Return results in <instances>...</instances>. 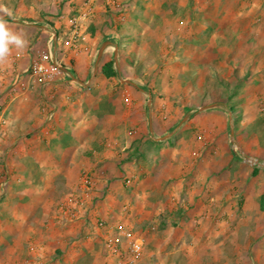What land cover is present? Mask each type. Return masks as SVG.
Masks as SVG:
<instances>
[{
	"label": "rangeland",
	"instance_id": "1",
	"mask_svg": "<svg viewBox=\"0 0 264 264\" xmlns=\"http://www.w3.org/2000/svg\"><path fill=\"white\" fill-rule=\"evenodd\" d=\"M83 2L79 11L66 13L61 1L56 11L26 18L27 23L48 21L49 28L62 21L56 44L41 47L39 54L27 47L32 59L26 73L32 81V65L45 52L52 50L64 67L89 50V33L97 35L89 25L96 19L97 1ZM183 2L164 1L165 8L152 19L139 17L141 11L132 14L121 2L117 13L108 5L98 12L101 31L118 26L123 46L118 53L126 55L116 64L114 47L107 48L91 80L102 90L91 93L101 102L100 122L89 123L90 130L112 151L107 158L102 155L105 172L93 167L100 156L94 160L77 153L68 156L74 170L60 169L55 177L43 172V188L6 193L18 182V171L8 168L16 154L8 149L12 141H6L7 124L0 121V264H264V211L259 208L264 167L246 160L264 163V40L255 36L264 32V23L248 26L259 15L251 6L264 0H185L186 10L176 6ZM88 3L92 13L74 35L70 21ZM122 14L124 20L118 19ZM199 26L201 44L193 35ZM100 46L89 52L98 54ZM109 58L118 73L113 78L101 69ZM210 104L216 105L201 110ZM116 108L121 111L117 122L108 115ZM171 132L164 140L153 138ZM122 230L140 238L139 255L132 253ZM194 243L195 249H184Z\"/></svg>",
	"mask_w": 264,
	"mask_h": 264
},
{
	"label": "crops",
	"instance_id": "2",
	"mask_svg": "<svg viewBox=\"0 0 264 264\" xmlns=\"http://www.w3.org/2000/svg\"><path fill=\"white\" fill-rule=\"evenodd\" d=\"M16 1L20 4H16L14 7L12 6V8L11 6L0 4V10L4 13L0 15V19L6 22L11 31L23 35L27 41V45L23 49L12 47L7 59L0 62V121L4 120L7 124L4 133L6 141H12L8 149H11L12 153L14 152L16 154L14 155L16 158L14 157L8 162V168L12 172L18 171L17 180L14 181L18 182L14 183L12 186L9 184L6 193L11 194L12 191L13 194L15 191L14 194L18 193L21 195L26 187H35V190H37V187L43 188L44 183L47 184L45 181L47 179L42 177L44 171H50L51 175L55 177L56 172L60 169L68 171L73 169L71 165L74 163V160L72 161L68 156H75L77 153H82V156H88L94 160L100 156L96 163L93 164V167L95 166L94 169L102 172L108 169L107 166L102 164L106 161L105 158L102 159V155L104 154L107 158L112 151L105 147V140H103L104 143H102L103 141L101 144L99 143V138L92 134L93 129L90 130L92 127L90 128L89 126V123L100 122V116H98L96 112H98V107H100L101 98L91 93L97 89L98 91L102 90V87L100 88L99 85L91 82L96 72L100 71L99 64L96 70L99 52L93 55V53L91 54L89 51H91L96 44L102 45L105 41H112L116 45L110 44L107 48L114 47V58L116 62V51L118 52L119 49L123 51V46L117 39V36H119L117 25L115 26L117 29L111 28L101 31L100 23L102 19H99L97 16L98 12L102 11V8L108 5V8H111V10L117 13L119 2H121L132 14L141 11L140 14L138 13L139 17L141 13H143L146 15L145 17L150 18L151 16L155 17L156 14L153 13H159L161 9L165 8L164 1L167 0H163V2L162 0H96V19H92L89 25L93 28L95 27L94 30H97V35L92 37V32L89 33V39L91 41L89 50H83L79 54H76L74 65L64 66V74L61 77L57 80L47 82L39 78H35V81H32V77H28L26 73L27 64L32 59L31 52H28V50L30 46L35 47L33 48L35 50L32 52L39 54V49H41V47H46L48 49L51 44H56V37L58 36L56 28L58 29L61 27L62 21L56 20L54 22L55 28L53 26L49 28L48 21L34 20L27 23L26 18L35 17L33 12H36L37 17L39 16L38 14H41L43 11H56L61 1L64 4L63 10L66 13L79 11L82 8L84 0H53L51 3H49V0H31V6H27L29 0ZM198 5L199 4H195L194 7H199ZM210 5V7L213 6L212 4ZM257 5L258 6H251V10L259 11L258 18L252 20L254 22L248 24L251 28L253 27V23H256L257 26L264 23V5ZM168 6H170L168 8L169 10L175 9L171 7V5ZM176 6L186 10L185 8L189 5H187L184 0L183 4L179 3ZM246 6L247 4L243 5V7ZM201 7L199 10L203 11ZM208 7L209 4L204 8L209 9ZM189 8L192 9L191 6ZM105 10L107 9L104 8V11ZM150 12L152 14H149ZM19 17L25 18L19 21ZM110 17L115 18V15L111 14ZM133 18L134 21L137 17ZM118 19L121 20L120 17H118ZM175 19L179 20L177 14ZM122 20H124V18ZM246 22H248V20H246ZM68 26L69 24L67 27ZM202 28V26H199L198 31L193 32L196 43L203 41L201 38L203 36ZM256 35L260 36V41L264 40V32L262 33L259 30L255 36ZM107 48L102 57L108 53L109 49ZM125 56L126 55L122 52L117 53V59L119 58L120 63L126 58ZM109 59L112 60L113 58ZM76 101L82 104L74 105ZM93 103L96 106H93ZM45 110H47V112L43 114ZM114 113L115 114L110 113L108 115L109 117H115L114 121L117 122L116 118H118L121 111L116 108ZM92 116H94V118L91 122ZM121 118L120 116V120ZM102 119H104V117ZM16 140L19 141L18 147H14ZM61 165H63V167ZM97 165H99L98 168H96ZM32 170L35 171V175L38 177L35 176V178H31ZM51 177L49 180L51 182H48V184L54 187L57 183H55L56 180ZM166 234L168 235L166 236L169 242V234H171V231L168 229ZM194 245L195 243L193 245L185 244L184 249L187 250L189 247L195 249ZM174 249L176 250V246ZM193 255L195 256V254ZM159 264L169 263L164 261Z\"/></svg>",
	"mask_w": 264,
	"mask_h": 264
},
{
	"label": "built area",
	"instance_id": "3",
	"mask_svg": "<svg viewBox=\"0 0 264 264\" xmlns=\"http://www.w3.org/2000/svg\"><path fill=\"white\" fill-rule=\"evenodd\" d=\"M92 10V5L88 3L84 10L71 19L70 23L73 27L74 35L80 33L83 25L92 13ZM120 18H124L123 14L120 16ZM32 71L33 76L36 78H39L42 81H48V79H52L54 76L61 73L63 71V67L57 62L52 50H49L48 52L42 54L39 60L33 63ZM121 234L130 238L129 244L132 253L135 254V256L139 255L143 250V243L140 238L133 237L132 234L127 230H122ZM110 244H113V239L110 240Z\"/></svg>",
	"mask_w": 264,
	"mask_h": 264
},
{
	"label": "clouds",
	"instance_id": "4",
	"mask_svg": "<svg viewBox=\"0 0 264 264\" xmlns=\"http://www.w3.org/2000/svg\"><path fill=\"white\" fill-rule=\"evenodd\" d=\"M26 45L23 35L11 31L6 22L0 19V62L7 59L12 47L23 49Z\"/></svg>",
	"mask_w": 264,
	"mask_h": 264
},
{
	"label": "water",
	"instance_id": "5",
	"mask_svg": "<svg viewBox=\"0 0 264 264\" xmlns=\"http://www.w3.org/2000/svg\"><path fill=\"white\" fill-rule=\"evenodd\" d=\"M110 44L116 45V44L113 43L112 41H105V42L101 45V47H100V49H99V54H98V59H97L96 70H97V66H98V64H99V62H100V60H101V57H102L104 51L106 50V48H107L108 45H110ZM117 53H118V52L116 51V62L118 63V60H117ZM121 80H122V82L129 83V84L134 85V86L137 87V88H140V89L143 90L144 92H148V94H149L150 96L152 95L151 92H150L149 90L146 91L144 88L140 87L137 83L133 82V81L130 80V79H123V78H122ZM151 103H152V101L149 100V105H151ZM215 105H216V104L206 105V106L202 107L201 110H206V109H208V108H212V107H214ZM150 112H151V109H150ZM186 118H188V116H187ZM186 118H184V120H185ZM176 129H177V128H175V129L173 130V132H175ZM150 130H151V132L153 133L152 120H151V122H150ZM173 132H171L170 134H167V135L161 136V137H155V136H153V138H155V139H157V140H164V139L170 137V136L173 134ZM246 160H248V161L251 162V163L259 164V165H261V166L264 167V163H261L258 159H255V158H253V157L246 156ZM253 160H255V162H253Z\"/></svg>",
	"mask_w": 264,
	"mask_h": 264
},
{
	"label": "trees",
	"instance_id": "6",
	"mask_svg": "<svg viewBox=\"0 0 264 264\" xmlns=\"http://www.w3.org/2000/svg\"><path fill=\"white\" fill-rule=\"evenodd\" d=\"M102 72L103 74L108 78H113L118 75L115 67H114V61H107L102 65ZM259 208L261 211H264V193L260 196L259 199Z\"/></svg>",
	"mask_w": 264,
	"mask_h": 264
}]
</instances>
